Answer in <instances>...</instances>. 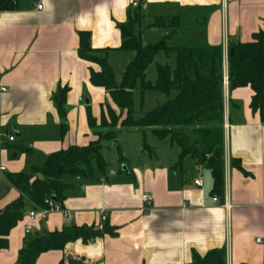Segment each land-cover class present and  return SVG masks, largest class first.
<instances>
[{"label":"crops","instance_id":"0c3cea01","mask_svg":"<svg viewBox=\"0 0 264 264\" xmlns=\"http://www.w3.org/2000/svg\"><path fill=\"white\" fill-rule=\"evenodd\" d=\"M136 7L140 24L149 23L152 34L163 27L153 25L158 19L180 21L168 40L184 31L183 23L196 22L200 45H222L225 55L231 41H252L264 29V0H18L15 9L0 10V130L16 134L15 141L4 137L0 144V213L22 193L8 174L41 167L49 154L90 142L89 113L99 120L103 105L114 102L106 88L90 81L91 70L100 69L78 53L79 34L90 32L92 47L106 49L112 67L113 59H124L125 70L136 53L119 48V23ZM164 27L163 38L174 29ZM61 87L68 88L65 133L53 99ZM225 95L222 194L214 192L206 163L187 158L182 168L173 167L180 151L136 166H121L124 155L111 157L106 175L63 177L70 184L62 201L69 216L52 211L45 219L31 218L37 208L26 200L23 218L8 234L9 246L0 250V264L17 263L27 233L102 225V210L117 227L116 236L68 242L64 250L41 253L35 264H68V254L84 264H187L194 253L215 248L225 249L226 264H264V243L257 242L264 239V121L251 109L250 86L229 93L227 84ZM143 194L152 196L149 208Z\"/></svg>","mask_w":264,"mask_h":264},{"label":"trees","instance_id":"16d2710c","mask_svg":"<svg viewBox=\"0 0 264 264\" xmlns=\"http://www.w3.org/2000/svg\"><path fill=\"white\" fill-rule=\"evenodd\" d=\"M17 1L0 0V10H13ZM142 12L136 7L125 22L119 23L121 38L120 49L135 54L125 66L120 83H116L115 70L109 62L106 49H94L90 32L81 31L78 53L87 61L99 66L92 69L90 81L96 86L106 88L119 114L110 106L106 113L102 110L101 125L107 132L97 133L98 139L87 145H74L49 154L43 166H33L29 171L8 174L10 183L21 191L18 199L7 204L0 213V250L9 246L8 234L24 216V203L28 200L38 207H47L45 199L49 196L62 204L69 183L64 175L90 176L94 173L106 175L108 161L103 155L107 140H114L119 159L122 160L121 145L118 137L125 128L148 127L161 140H168L180 148L178 161L174 168H182L187 158L198 163H206L212 172L214 192L224 191V140L222 123L225 115V74L227 72L228 91L250 86L253 91L251 109L261 113L264 121V29L253 33L252 41H231L227 56L222 45L171 46L170 35L177 29L178 22L153 23L170 24L171 33L157 42L144 44L141 38ZM139 19V20H138ZM160 20V19H158ZM137 21L139 23H137ZM174 24V25H173ZM235 50L230 53V48ZM104 52L103 57L95 53ZM160 52L176 54V67L158 64L155 82L146 79L148 65ZM140 88L142 100L151 88L168 93L176 91L173 99L151 109L141 118L134 117V90ZM67 87H61L53 95L60 115L61 130L67 131L66 97ZM229 102L234 104L232 97ZM211 126L207 123H211ZM97 119L89 113V126L92 129ZM144 148L152 154L154 148L144 142ZM213 157V158H212ZM212 161L209 162V159ZM241 169V165L238 166ZM63 206V204H62ZM64 207V206H63ZM116 236L117 227L107 220L102 225H65L61 230L27 233L20 248L16 264H35L41 253L50 249L64 250L68 242L82 238L85 241L104 235ZM225 249L215 248L204 255L194 253L187 264H226ZM59 264H66L65 261ZM247 264V263H245Z\"/></svg>","mask_w":264,"mask_h":264},{"label":"rangeland","instance_id":"374dc122","mask_svg":"<svg viewBox=\"0 0 264 264\" xmlns=\"http://www.w3.org/2000/svg\"><path fill=\"white\" fill-rule=\"evenodd\" d=\"M139 20V19H138ZM140 22V20H139ZM137 21V23H139ZM165 23L166 20H156V23ZM149 24V23H148ZM148 24L142 23L141 26L139 27L140 31L143 33V43L148 44L149 42H157L161 38L159 34L164 33V31L168 28H165V25H159L163 26L159 28V32L156 34H152L150 32V28L148 27ZM188 27V28H187ZM197 27L199 26L196 22L192 23H183V32H179L178 35H175L174 38L170 39L168 43L172 46L184 44V45H200L202 42L203 37H197L194 33L197 31ZM186 28V29H185ZM188 29V30H187ZM151 33V34H149ZM98 57H103V53H95ZM227 56V55H226ZM92 63L96 64L95 62L91 61ZM168 64L170 67L175 69L176 65V54L174 52L172 53H167V52H160L158 53L154 60L148 65V69L146 70V79L151 82H155L157 78V65L158 64ZM123 64H124V59L121 58H115L113 59V68L115 70V79L116 83H120L121 78L123 76ZM98 66V64H96ZM99 67V66H98ZM176 95V91L172 90L168 93H163L160 92L159 90L151 88L150 90L146 91L144 94V99L142 100V97L140 95V88L137 87L134 90V98H135V105H134V117L136 118H141L146 113L151 111V109L155 108L158 105L165 104L166 101L169 99H173ZM103 111L106 113L107 116V107L110 106L113 108L118 114L119 110L114 104H107L103 105ZM106 106V107H105ZM101 118L98 120L97 119V124L93 128L92 127V138L89 143L92 141H96L98 139L97 133H106L107 128L101 125ZM213 122L207 123V125L211 126ZM120 138H119V144L121 145L122 152L121 154L124 155V158L126 157V163L121 164V166H125L126 164L128 166H136L140 162H152L156 161L157 156L161 157L164 159V161L169 157L168 155L171 154L173 151H180V148L178 145L173 144L174 147H172L170 141L167 140H161L158 138L150 128L148 127H141V128H125L123 130ZM144 142H146L150 147H154V152L150 154L148 150H146L143 146ZM105 143V148L103 149V153L105 154V158H108V162L112 161L111 157H116L118 158V152L115 149V143L114 140H107ZM110 148V149H109ZM143 157V159H142ZM128 158V159H127ZM111 163H109L110 165ZM115 167L118 166V163H112ZM119 172V170H118ZM64 176H68V174H65Z\"/></svg>","mask_w":264,"mask_h":264},{"label":"built area","instance_id":"2783aa9c","mask_svg":"<svg viewBox=\"0 0 264 264\" xmlns=\"http://www.w3.org/2000/svg\"><path fill=\"white\" fill-rule=\"evenodd\" d=\"M134 4H136V2H134ZM38 8H42L41 4H38ZM227 54V52H226ZM227 72L225 74V82L224 84L227 85L228 84V80H227ZM5 89V88H4ZM4 137H7L9 139V141H15L16 140V134L13 131L10 132H4L0 130V144L2 142V139ZM4 168V167H3ZM3 168H1L3 170ZM195 183L197 185H202V179L198 178L195 180ZM142 199L143 201L146 203L147 208H149L152 204V196L150 194H143L142 195ZM214 200L218 199V196H214L213 198ZM226 199V197H225ZM45 204L48 205L47 207H38L37 209H34V211L30 212V217L34 218L35 216L39 215L41 218L45 219L50 212L52 211H60L64 214L65 217L69 216V213L67 211V209L65 207L62 206V204H60L59 202H57L56 200H54L52 197H48L45 199ZM224 206L228 208V202L226 200V202L224 203ZM100 218H101V222L106 221L107 218V214L105 211H100ZM257 242H262L264 243V239L262 238H258Z\"/></svg>","mask_w":264,"mask_h":264},{"label":"water","instance_id":"95a60500","mask_svg":"<svg viewBox=\"0 0 264 264\" xmlns=\"http://www.w3.org/2000/svg\"><path fill=\"white\" fill-rule=\"evenodd\" d=\"M14 1H16V0H14ZM230 53L231 54H234L235 53V50H234L233 47L230 48ZM86 101H87L88 104H90V100L89 99L86 98ZM212 158L209 159V162L212 161ZM53 198H55V196H53ZM67 263L68 264H84V262H83L82 259L74 258L72 254H68L67 255Z\"/></svg>","mask_w":264,"mask_h":264}]
</instances>
